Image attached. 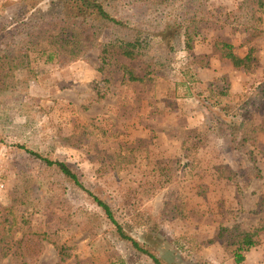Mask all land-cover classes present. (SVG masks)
<instances>
[{"label": "rangeland", "instance_id": "rangeland-1", "mask_svg": "<svg viewBox=\"0 0 264 264\" xmlns=\"http://www.w3.org/2000/svg\"><path fill=\"white\" fill-rule=\"evenodd\" d=\"M166 1L174 3L176 0ZM240 1L203 0L206 22L193 51L172 57L174 66L204 58L206 68L198 71L201 83L215 85L218 89L227 87L232 103L253 93L259 85L264 86V34L250 45L257 58L250 74L232 69L219 60L212 48L215 39L224 38L233 43L237 54L244 55L247 51L242 45L246 34L233 28L230 22L235 18ZM51 2L54 5L51 6ZM63 3V0H0V5L18 6L19 19L25 20L45 13L49 7L57 13L63 12ZM141 3V0H121L120 12L140 16L144 10ZM165 13L166 10L160 11L156 19H162ZM10 21L8 16L4 19L5 24ZM227 21L230 23L225 25ZM46 47L44 43L25 50L30 56L31 73L18 60L2 65L9 73L3 81L7 83L5 89L17 87L25 100H38L41 109L34 121L13 116L8 126L1 129L0 264H109L118 257L126 264H148L143 257L113 239L110 226L92 240H79L63 261L51 245L65 238L63 228L69 210L87 205V200L70 184H66L65 201L59 199L56 203L49 202L55 195L51 198L47 194L40 195L37 183L34 190L27 191L29 181L40 170L36 163H31L26 170L18 171L21 165L17 164L14 147L24 144L33 150H42L53 143L51 141L80 133L82 128L84 132H104L98 134L95 157L86 146L55 143L52 159L79 171L93 191L111 206L120 208L118 221L132 237L151 244L169 264H234L229 252L219 244L203 249L197 258L203 263H197L190 250H185L186 255L175 254L169 242L180 235L205 240L211 238L220 225L249 229L257 223L260 216L252 210L257 196L264 190V104H254L250 112L253 124L260 128L256 146L237 151L222 128L217 126L215 133L209 129L217 120H228L215 110L202 108L197 100L183 98V91L175 93V79L164 71L149 79L142 71V63L129 62L119 56L105 58L83 39L74 46L78 55L75 62L58 63L56 60L45 64L39 53ZM123 68L142 82L121 85ZM200 87L199 84L192 86L194 93ZM99 94H103V98L97 100ZM185 143L195 150L189 153ZM127 152L136 164L130 166L127 175L122 173L117 178L108 161ZM248 156L256 159L262 177L247 182L244 192H239L235 183L217 179L214 166L229 165L240 171ZM166 168L176 169L177 174L185 178L184 183H171L167 189L160 185L145 189L146 185L155 184L162 175L160 170ZM242 176L243 171H240L239 177L248 178ZM23 198L26 203L21 205L18 200ZM9 204L18 221L6 231L4 222L10 220V214L6 213ZM159 214L166 216L162 228L149 235L147 230L153 215ZM21 217L28 222L24 226ZM187 242L184 240L189 248L193 242ZM242 264H264V231Z\"/></svg>", "mask_w": 264, "mask_h": 264}, {"label": "trees", "instance_id": "trees-1", "mask_svg": "<svg viewBox=\"0 0 264 264\" xmlns=\"http://www.w3.org/2000/svg\"><path fill=\"white\" fill-rule=\"evenodd\" d=\"M120 1L63 0V12L57 13L49 7L45 13L28 20L19 19L16 11L18 6L0 5V74L3 77L0 79V141H3L1 129L8 126L13 116L23 117L32 122L41 109L40 105H37L38 100H25L17 87L7 86L9 88L5 89L4 85L7 83L3 81L9 73L3 68V63L18 60L20 65L31 73L30 56L25 50L44 43L47 47L40 51L39 56L44 59L45 64H52L56 60L58 63L75 62L78 55L74 51V46L83 39L105 58L119 56L129 62L142 63V71L149 79L164 71L169 78L175 79V93L178 90L183 91V98L197 100L202 103V108L215 110L228 120V122L217 120L215 123L212 121L214 125L209 128L212 133L216 132L215 128L218 126L227 132L233 149L242 151L246 147L254 148L260 128L253 124L250 112L254 104H264V86L259 85L253 93L244 95L232 103L229 100L227 87L218 89L215 85L201 83L198 71L206 68L204 58L184 61L179 66H174L172 63L173 56H182L193 51L199 32L204 30L206 21L202 12L203 0H176L174 3L166 0H141L144 10L140 16L122 15ZM52 5L54 2H51ZM162 10H166L165 15L160 20L156 19ZM7 16L11 20L9 24L4 23ZM230 22L233 28L241 29L240 31L246 34L244 37H247L242 45L247 47V51L244 55L237 54L233 43L224 38L215 39L212 48L219 60L229 64L232 69H240L250 74L257 62L256 51L250 45L253 40L264 34V0H241L236 5L235 18ZM230 22L224 24L228 25ZM63 47H66L65 50ZM141 82L142 80L135 78L123 68L121 85ZM195 84L201 86L196 93L192 89ZM96 96L97 100L103 98V94ZM233 122H236L235 126H231ZM96 128V126L92 127L93 130ZM84 131L85 129L82 128L80 133L51 141L53 143L42 150H33L24 144H17L14 147L18 155L17 164L21 165V170L18 167V171L26 170L31 163H36L40 170L32 181H29L27 191L34 190L37 183L36 187L41 191L40 195L47 194L50 198L55 195V199L51 198L49 202L56 203L59 199L65 201L66 184H70L87 200V205L69 210L63 228L66 231L65 238L51 244L60 261L70 256L68 252L75 249L79 240H92L93 237L103 234L110 226L113 239L143 257L148 264H169L159 256L158 251L151 244L137 240L124 229L118 221L120 208L111 206L93 191L79 171L66 163L52 159L55 143L86 146L94 158L97 153L98 134L103 135L104 132ZM184 146L189 153L195 150L187 143ZM185 156L188 157V154L186 153ZM251 158L252 156H248V160L240 169L243 171L242 177H248L246 180L239 177L240 171L222 164L214 166L217 179L225 183H235L237 190L244 192L248 188L247 182L262 177L256 159ZM135 164V159L128 152L108 161L111 172L117 178L122 173L127 175L130 166ZM163 171L167 173L164 174ZM160 172L162 174L159 176L160 179L155 184L146 185L145 189H151L155 185L167 189L171 183H184L185 178L182 179L176 169L166 168L161 169ZM18 201L21 205L26 203L24 198ZM63 203L60 202V205ZM7 206L6 213L10 214V220L4 222L6 231L11 230L18 221V216L13 215L10 209L13 206L11 204ZM252 212L260 218L249 229H242L239 225L231 227L220 225L211 238L205 240L189 238V240L187 235H180L169 243L175 254L186 255L188 251L185 250H190L196 257L197 263H203L202 260L197 259L203 249L219 244L229 252V259L234 264H242L247 254L256 247L258 237L264 231V190L257 196ZM165 218L163 214L153 215L147 230L149 235L161 230ZM21 222L22 226L28 223L24 217H21ZM184 240H188L189 244L193 242L196 249H193L195 248L193 244L186 248L188 244H184ZM109 264L126 263L118 257Z\"/></svg>", "mask_w": 264, "mask_h": 264}, {"label": "built area", "instance_id": "built-area-1", "mask_svg": "<svg viewBox=\"0 0 264 264\" xmlns=\"http://www.w3.org/2000/svg\"><path fill=\"white\" fill-rule=\"evenodd\" d=\"M3 188V185L2 184H0V190Z\"/></svg>", "mask_w": 264, "mask_h": 264}]
</instances>
